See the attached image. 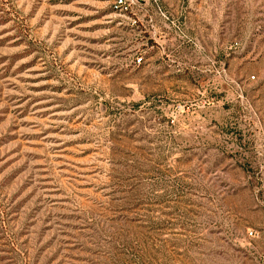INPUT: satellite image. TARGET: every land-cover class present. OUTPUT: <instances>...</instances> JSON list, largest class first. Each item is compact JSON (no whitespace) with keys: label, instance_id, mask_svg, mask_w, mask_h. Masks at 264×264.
Returning <instances> with one entry per match:
<instances>
[{"label":"rangeland","instance_id":"obj_1","mask_svg":"<svg viewBox=\"0 0 264 264\" xmlns=\"http://www.w3.org/2000/svg\"><path fill=\"white\" fill-rule=\"evenodd\" d=\"M0 0V264H264V0Z\"/></svg>","mask_w":264,"mask_h":264},{"label":"built area","instance_id":"obj_2","mask_svg":"<svg viewBox=\"0 0 264 264\" xmlns=\"http://www.w3.org/2000/svg\"><path fill=\"white\" fill-rule=\"evenodd\" d=\"M138 0H113L111 4L112 12L120 14L132 13Z\"/></svg>","mask_w":264,"mask_h":264}]
</instances>
